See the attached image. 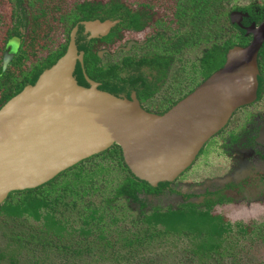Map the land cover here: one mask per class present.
I'll list each match as a JSON object with an SVG mask.
<instances>
[{
    "label": "flooded vegetation",
    "instance_id": "1",
    "mask_svg": "<svg viewBox=\"0 0 264 264\" xmlns=\"http://www.w3.org/2000/svg\"><path fill=\"white\" fill-rule=\"evenodd\" d=\"M261 35L264 36V0H0V104L23 86L33 83L45 69L60 65V59L69 52L68 64L79 85L89 87L93 82L98 89L135 100L147 113L162 117L218 70L229 50L245 48L254 39L258 40L255 98L236 107L224 125L202 144L190 165L174 179L155 186L148 183L151 189H140L135 197L122 193L114 196L116 184L112 177L121 178L125 174L119 145L112 144L77 163L86 164L91 177H100L99 183L94 184L96 190L92 187L78 201L80 206H83L81 202H89L91 208L110 211L112 215L117 205L108 208V198L113 196L114 203L119 198L130 199L141 207L140 220L154 226L161 223L150 224L145 220L153 212L191 206L215 216L222 226L220 234L214 237L220 250L211 255L233 258L237 253H244L242 249L247 250L246 239H264L263 223L232 221L215 210L217 204L240 200L243 196L246 199V193L251 194V200L255 198L249 202L253 205L264 198V117L258 120L257 111L264 113V38ZM228 145L231 159L226 150ZM115 146L119 147L121 157H109ZM255 156L257 162H253ZM64 171L55 177H66ZM188 175L199 177L201 184H194L202 187L194 195L193 199L199 198L197 201L191 199L196 194L191 190L182 194L176 207L152 206L148 212L143 211L149 196L172 190V183ZM213 177H232L233 181L212 188ZM224 190L233 197L223 193ZM95 193L101 194L97 204L90 200ZM80 206L67 207L55 215L62 223L67 222V227L75 226V236L81 240L111 242L105 233L109 228L106 220L110 222L108 214L95 222L97 228L91 222L86 224L87 233L79 235ZM247 211L242 209L234 214L247 215ZM42 214L37 218L26 213L8 216L15 218L11 224L13 231L17 223L33 220L41 234L36 241L42 238L43 245L63 249V244L54 241L60 235L46 229ZM160 226L164 231V226ZM19 233L23 241L32 237L22 230ZM124 238L130 241L129 237Z\"/></svg>",
    "mask_w": 264,
    "mask_h": 264
},
{
    "label": "water",
    "instance_id": "2",
    "mask_svg": "<svg viewBox=\"0 0 264 264\" xmlns=\"http://www.w3.org/2000/svg\"><path fill=\"white\" fill-rule=\"evenodd\" d=\"M257 45L254 39L229 50L223 65L162 117L93 82L79 85L68 52L0 105V204L112 144L137 178L152 186L171 181L236 107L255 98Z\"/></svg>",
    "mask_w": 264,
    "mask_h": 264
},
{
    "label": "rangeland",
    "instance_id": "3",
    "mask_svg": "<svg viewBox=\"0 0 264 264\" xmlns=\"http://www.w3.org/2000/svg\"><path fill=\"white\" fill-rule=\"evenodd\" d=\"M257 111L259 115V119L258 117L257 119L261 120L260 116L264 117V113H261L259 109ZM239 144L241 145L242 143L239 142ZM230 145L226 147L229 152V159H231L230 150L228 149ZM257 161V156H255L253 162ZM112 178L115 180V177ZM198 179L199 177H192V175L181 177L171 184L172 190L165 189L161 194L149 196L143 211L148 212L152 206H158L163 209L176 207L182 200V194L191 190L196 192L191 198L193 199L194 195H198V192L202 190ZM213 179L212 188L221 187L223 184L233 181L232 177H213ZM113 183L111 186L114 185ZM195 183H200L199 187L197 186L198 184L194 185ZM223 193L233 197L231 192L227 193L224 190ZM246 194V199L243 196L240 200L238 198L232 202L217 204L215 210L227 215L232 221L241 219L245 222L264 224V198L256 201L259 202L258 204L253 205V203L249 202H253L255 198L251 200V194ZM100 196L101 194L95 193L90 200L97 204ZM198 199L193 200L197 201ZM116 205L117 208L112 209L116 220L114 222L106 220L109 228L105 233L106 237L111 239L110 244L97 242L94 239L81 240V238L75 236L76 232L73 230L76 227L73 226L66 228L56 238L57 240H54L58 244L65 245L61 250L48 244L43 245L44 240L42 238L40 242L35 240L41 234L37 232V222L33 220H29L25 224L20 222L15 225L14 230L17 233L22 230L32 237H28L30 238L29 241L16 242L17 245L14 244V240L12 241L11 237L8 236L15 232L11 228L15 218L6 214L5 216L4 213L0 212V249L3 250L7 247L15 246L17 250H20L16 264H264V239H246L244 245L247 250L242 249L244 253H240L241 256L239 253L233 258H229V255L220 257L207 256L196 252L194 245L196 240L191 236L176 232L174 234L166 233L162 230L161 224L154 226L140 220L143 212H141V207L137 202L119 198L115 202ZM242 209H247L248 214L235 216L234 212ZM33 232L37 234L34 235ZM123 237H129L130 241H134V245L123 244ZM7 241H10V243ZM6 244L9 245L6 246ZM76 249L79 252H75L74 250ZM240 251L239 249L238 252ZM53 254L54 256L51 258L50 256ZM6 260V255L3 253V256L0 257V264H9Z\"/></svg>",
    "mask_w": 264,
    "mask_h": 264
},
{
    "label": "trees",
    "instance_id": "4",
    "mask_svg": "<svg viewBox=\"0 0 264 264\" xmlns=\"http://www.w3.org/2000/svg\"><path fill=\"white\" fill-rule=\"evenodd\" d=\"M113 152L111 151L109 153V157H121V155L118 154L120 153L119 147L113 149ZM122 164L125 174L124 177H115V180H113L116 184L114 196L118 195V193H122L130 197H135L136 191L145 188V190L151 189L147 182L136 178L128 167H126L124 163ZM86 167H88L86 164H76L72 166L70 170L64 171L66 177H53L46 183L35 188L9 193L8 197L0 204V212L6 215L26 213L35 218L39 217L42 212L44 217L43 223L46 229L48 231H53L58 236L61 235L62 232L68 228V224L67 222L62 223L55 213L63 212L67 207L71 208L77 206V204L80 206L78 201L84 199V195L88 194L92 187L96 190L97 187L95 188L94 184L99 183L100 177H91ZM92 174H96V171L93 170ZM72 175L74 176L72 177ZM112 200L113 196L108 198V208H111L115 204ZM81 203L83 205L80 206L82 209L78 211L80 221L82 222L78 230L80 236L81 234L87 233L86 224L92 222V227H95V224L102 221L106 214H108L110 222L116 220V217L113 214L111 215L110 211H105L96 207L91 208L89 202ZM145 220L150 224L161 223L164 226V231L191 236L196 240V242H194L195 250L198 253L200 252V254L211 256L212 252H218L220 250L221 246L214 240V237L220 234L222 226L215 219V216L209 215L206 212L203 213L200 210L191 209V206H186L176 211H155ZM97 227L98 225L96 224V228ZM98 234H100L99 230ZM8 237H11L12 241L14 240V244H16V242H23L24 238L17 232L10 234ZM127 241L128 240L124 238L123 244L134 245V241ZM7 242L10 243V241ZM106 243L110 244L111 242ZM8 245L9 244H6V246ZM62 247H65V245L63 244ZM0 251L6 255V261H8L9 264L17 263L20 250H17L15 246L7 247L3 250L0 249ZM1 252L0 257L3 256ZM75 252L79 251L76 249Z\"/></svg>",
    "mask_w": 264,
    "mask_h": 264
}]
</instances>
